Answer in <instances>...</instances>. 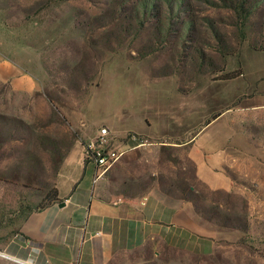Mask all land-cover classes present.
<instances>
[{"label": "rangeland", "instance_id": "1", "mask_svg": "<svg viewBox=\"0 0 264 264\" xmlns=\"http://www.w3.org/2000/svg\"><path fill=\"white\" fill-rule=\"evenodd\" d=\"M227 126L222 188L193 139ZM103 127L125 153L94 186L179 213L137 264H264V0H0V243Z\"/></svg>", "mask_w": 264, "mask_h": 264}, {"label": "crops", "instance_id": "2", "mask_svg": "<svg viewBox=\"0 0 264 264\" xmlns=\"http://www.w3.org/2000/svg\"><path fill=\"white\" fill-rule=\"evenodd\" d=\"M135 125L128 121L119 124L123 130ZM214 129L193 139L199 178L208 185L226 188L222 174L213 176L202 168L204 155L214 169L223 168L224 160L233 154L234 146L224 149L234 136L228 126ZM64 149L52 180L61 201L30 213L22 219L18 233L2 238L0 264H137L133 258L151 241L168 239L170 229L176 228L180 219L173 203L157 195L115 201L94 186L95 166L87 159L81 139L73 138ZM62 203L65 206L61 208Z\"/></svg>", "mask_w": 264, "mask_h": 264}, {"label": "built area", "instance_id": "3", "mask_svg": "<svg viewBox=\"0 0 264 264\" xmlns=\"http://www.w3.org/2000/svg\"><path fill=\"white\" fill-rule=\"evenodd\" d=\"M112 140L110 130L103 127L98 135L85 145L86 157L95 165L94 184L104 180L107 172L123 158L125 152L115 148Z\"/></svg>", "mask_w": 264, "mask_h": 264}, {"label": "trees", "instance_id": "4", "mask_svg": "<svg viewBox=\"0 0 264 264\" xmlns=\"http://www.w3.org/2000/svg\"><path fill=\"white\" fill-rule=\"evenodd\" d=\"M239 76L240 74H235L227 77L226 80H232L238 78ZM59 201H61V199L59 198L58 190L56 189L55 186H53L52 188L48 189V191L45 193V197L43 198L42 202L36 208L29 210L25 215V217H27L30 213L34 211H42L51 204Z\"/></svg>", "mask_w": 264, "mask_h": 264}, {"label": "water", "instance_id": "5", "mask_svg": "<svg viewBox=\"0 0 264 264\" xmlns=\"http://www.w3.org/2000/svg\"><path fill=\"white\" fill-rule=\"evenodd\" d=\"M65 206V204L64 203H62L61 205H60V207L62 208V207H64Z\"/></svg>", "mask_w": 264, "mask_h": 264}]
</instances>
